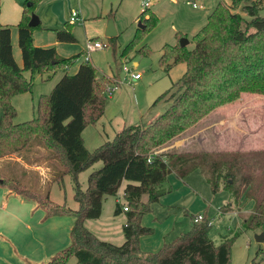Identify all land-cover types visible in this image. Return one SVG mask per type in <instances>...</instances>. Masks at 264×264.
I'll return each instance as SVG.
<instances>
[{"label":"trees","instance_id":"1","mask_svg":"<svg viewBox=\"0 0 264 264\" xmlns=\"http://www.w3.org/2000/svg\"><path fill=\"white\" fill-rule=\"evenodd\" d=\"M41 1L26 0L21 20L16 25L22 67L13 58L11 28L0 27V109L3 112L0 170L14 157L30 166L44 164L50 180L62 181L65 176L70 177L77 204L76 210L56 204L49 199L48 193L31 191L21 181L0 172V186L43 210L44 219L74 218L69 245L47 262L36 264H68L72 258L75 262L71 264H228L230 248L238 234L223 237L220 245L215 246L208 237L212 219L206 212L189 215L190 230L165 243L156 253L143 252L139 247V238L153 233V229L141 225V219L152 211L153 204L171 192L167 186L169 175L183 180L199 171L213 193L220 189L217 181L223 179L221 188L230 194L231 200L220 209L221 214L235 210L242 228L255 233L264 225V184L256 187V177L251 173V167L258 160L241 152L214 156L201 150L157 151L195 128L218 108L237 101L242 94L264 95V16H260L264 0H231V6L218 2L205 25L193 36L192 50L180 47L179 43L163 45L159 64L165 72L176 65H185L179 81L180 94L146 127H123L112 140L93 151L85 147L82 131L103 115L109 101L104 92L111 81L97 77L89 61H82L74 74L65 73L51 93L40 98L37 117L13 123L16 111L11 100L31 92L35 73L69 70L82 56L63 58L55 48L34 46L32 33L41 26L31 28L28 22ZM136 21L139 25L130 48L157 25L158 17L146 8ZM71 27L68 22L64 31H55L57 42L75 43ZM149 52L147 46L138 51L141 55ZM24 72L31 73L29 80ZM172 87L159 99L167 96L172 99ZM37 148L42 151L41 156ZM96 163L102 165L89 174L87 187L82 190L79 174ZM124 182L123 203L116 202L114 208L115 216L125 215L124 242L115 245L98 239L84 223L100 217L104 198L116 197ZM242 200L253 202L248 217L241 214ZM198 216H201L200 221H196Z\"/></svg>","mask_w":264,"mask_h":264},{"label":"rangeland","instance_id":"2","mask_svg":"<svg viewBox=\"0 0 264 264\" xmlns=\"http://www.w3.org/2000/svg\"><path fill=\"white\" fill-rule=\"evenodd\" d=\"M142 1L115 0L114 15L112 16L114 18L105 19V13L109 14V11L104 12V10L101 12V19H88L81 14L80 18L83 21L71 27V32L77 42L71 45L69 51L80 53L87 41L99 39L105 47L103 50L89 55L90 65L95 68L97 77H104L111 82L115 80L120 82L117 91L109 98V104L105 108L104 121L97 123L95 126H88L83 135L85 145L89 151H93L94 147H97L96 143L98 142L96 141L102 143V141L112 140L115 133L119 132L123 125L138 123V126L146 127L173 103L174 98L180 94L179 81L185 72V65H176L169 72H165L164 67L159 64L162 46L179 43L180 39L185 38L189 42L186 48L192 50L194 47L193 36L197 34L202 25H205L206 18L215 5L218 2L225 6L232 5L231 0H198L197 3L202 7L197 10L193 9L184 0H177L174 5L169 3L168 5H159L157 25L145 33L133 48H130L129 44L139 25L135 18L144 9L142 8ZM97 5H101L100 0L97 1ZM150 8L152 11L154 6L151 5ZM55 9H57V13L61 15L63 21L69 19L68 14L71 11L80 13V10L75 8L73 4L65 5L62 2L60 5L59 2L52 5L40 2L35 7L33 14L39 18L41 13L50 14ZM260 16H264V9L260 12ZM243 17L249 20L247 15L243 14ZM109 19L113 21L116 30V36L113 38L105 36ZM196 21L202 24H195ZM143 46L150 49L148 55L138 53ZM81 57L84 60V56ZM19 66H22L21 62ZM123 67H128L141 74V79L130 82L123 71ZM65 73L69 74L71 70L60 69L54 74L42 75L35 73L32 76L31 92L15 96L11 100L16 111L13 123H24L37 117V106L40 98L49 95L54 85ZM23 74L26 79L31 78L30 72H24ZM173 84H175L174 87H172ZM171 87L173 98L169 99L167 96L159 99ZM2 114V109H0V118ZM181 150L193 152L201 150L214 156L219 153L230 155L234 152L244 153L245 156L258 160L251 167L253 170L251 173L256 177L255 186L259 185L260 188L264 184V95L242 94L237 101L218 108L200 121L195 128L165 144L157 151L162 153ZM39 151L41 156L42 151L40 149ZM101 165V163H96L79 174L78 183L82 190L87 187L89 174L99 169ZM0 172L3 176L21 181L31 191L43 195L50 194V199L57 204L65 203L67 207L74 209L77 207L73 200V182L70 177L65 176L63 182L50 180L46 175L44 164L39 167L30 166L28 162L25 163L18 157H14L13 161L6 162L1 166ZM183 180L186 188H189V190L186 189L189 191L187 196L183 197L185 187L181 186L178 192L174 190L175 193L171 195L174 198L173 203L178 201L173 204V207L163 210L160 205L155 204L153 205V212L145 215L143 223H155L156 226L154 225V227L158 228V230L154 228L153 238L160 239L162 232L168 233L166 236V242L168 243L179 234L188 232L191 225L189 215L203 209L212 219L208 237L215 246L220 245L223 237L228 236L231 238L238 234L230 248V261L228 264H264V241L261 243L255 241L256 234L264 233V225L255 233L242 228L235 210L221 214L220 209L224 207L223 205L227 203L228 199L231 200L230 194L221 188L223 179L217 181L220 189L216 193L212 192L205 176L199 171L192 172ZM120 194L121 189H119L117 198L123 203ZM113 201L114 197L104 198V210L101 217V222L105 223L102 225L103 227L111 223ZM246 203L248 204L244 200L240 203V206L244 204L240 209L244 217H248L251 212L245 206ZM124 219L125 217H121V224ZM153 219H156L155 222ZM0 222L3 228H8V220L1 211ZM22 225L26 226L24 221H22ZM2 231L5 230L2 229ZM119 239L117 234L107 238L106 241L121 245L124 242L123 237H121V241ZM5 262L9 263L7 260ZM74 262L75 259L72 258L68 264Z\"/></svg>","mask_w":264,"mask_h":264},{"label":"crops","instance_id":"3","mask_svg":"<svg viewBox=\"0 0 264 264\" xmlns=\"http://www.w3.org/2000/svg\"><path fill=\"white\" fill-rule=\"evenodd\" d=\"M97 1H99V0H62V1L42 0L41 3H49L52 5H55V4H58L60 2V5H61L62 2H64L65 5L73 4L75 6V8H78L80 10V16L82 14V16H84V18H88V19H95V18L101 19L102 18L101 12L103 10H104V12L109 11V14L105 13V19L106 18H114L112 16L114 15L113 6H114L115 0H100L101 5H97ZM25 3H26V0H0V27L1 26H8L11 28L10 40H11V46H12V54H13V58H14V60L18 66H19L20 62L22 64V58H21L20 49L18 47V35H17L16 25L21 20L22 10H23V6ZM168 3L170 5H174L177 3V0H149V6L150 7H151V5H152V7L154 6V9L152 10V12L155 13L156 15L158 13L159 5H163V4L168 5ZM150 10H151V8H150ZM195 10H197V9H195ZM140 13H141V11H140ZM68 15L70 16V12ZM136 18H135V20H136ZM68 20L63 21L61 15H59L57 13V9H55V11L51 12L50 14H47V13L42 14L41 13L39 15V21H40L41 29L34 30L32 33L34 46L40 47V48H55L57 54L63 58H69V57L77 55V54H82V56H84L85 47H84V49H81L80 53H78V52L72 53L71 51H69L71 45H73L77 42V40L74 37L72 32L71 33L75 39V43H71V44L60 43V42H57V40H56L55 31H64L66 29V26L68 25ZM205 23H206V21H205ZM195 24H202V23H199V21H196ZM73 25H72V27H73ZM196 26H200V25H196ZM203 26L204 25H202L199 28V30ZM92 40H94V39H92ZM92 40H89V41H92ZM98 41H99V39H98ZM177 43L169 44V45L173 46V45H176ZM81 58H79L75 62V64L69 69V70H71V73H69V74H74L77 71L79 64L82 61H85V60H82ZM19 67H22V66H19ZM140 79H141V77H140ZM139 80H137V81H139ZM108 104H109V102H108ZM108 104H107V106H108ZM107 106H106V108H107ZM105 111H104L103 115L99 118V120L95 124H91L88 126H95L97 123L104 121ZM134 125H139V124L137 123ZM126 126H132V125H123V127H126ZM87 127H85V129L82 131L83 141H84L83 135H84ZM96 142H98L96 144H97V147H99L101 144L105 143L106 141H102V143H99L100 141H96ZM84 145H85V141H84ZM94 146H96V145H94ZM85 147H86V145H85ZM97 147H94V150ZM167 180H168L167 186L171 188V192L162 196L159 199V201L157 203H155V204L160 205L163 210H165L166 208L173 207V204L178 202V201H174V203H173L174 198H172L171 195L173 193H175L174 190H176V192H178L180 187L183 186V187H185V191L183 192V197L187 196L189 193V191H187V190H189V188L188 189L186 188L184 180L177 179L173 174L169 175L167 177ZM62 182H63V180H62ZM125 185H126V183L124 182L122 184V186L120 187V189H121L120 195H122ZM49 199H50V194H49ZM228 201H229V199H228ZM228 201L226 204H228L230 202V201L229 202ZM116 202H120L119 198H117V196L114 197V201H113L114 206H113V212H112L113 216L111 218L110 224H108L104 227L102 226L103 224H105L104 222H101V217H102L103 210H104V207H103L104 202L102 205V212H101L100 217L97 220H86L84 223V226L90 232H92L98 239H100L101 241L108 242V241H106L107 238H110L112 235L115 236L117 234L119 235L120 241L122 240L121 237H123V240H124V236L122 233V227L125 223V219L123 220L122 224H121L120 220H121V217L124 218L125 215L124 216H123V214H120L118 216L114 215V208H115ZM54 203H56V202H54ZM62 204H65V203H62ZM155 204H153V205H155ZM153 205H152V211L151 212H153V210H154ZM225 205H223V206H225ZM245 206H247V209L250 212L252 210V207H253V202L250 201ZM70 209L76 210L77 207L75 209L74 208H70ZM0 211L8 220V222H7L8 228H3L1 226V222H0V238H1L0 239V264L45 263L50 258L53 257L54 253L56 254L59 250L66 247L70 243L69 233H70V229L74 223L73 217L56 216V217H50L48 219H44L45 214H44L43 210L37 208L33 203L21 199L20 197L11 193L9 190H7L6 188H4L2 186H0ZM201 212H203V209L202 210L200 209L198 212H195V214H198ZM195 214H193V215H195ZM234 214H235V212H234ZM144 218H145V215L141 219V225L143 227H146V228L152 227L151 229H153V233H152V235L141 236L139 238V247L143 252L156 253L163 247V245L165 243H167L166 242V238H167L166 236L168 235V233L162 232L160 235V239L153 238V236H154L153 234H155V230L156 229L158 230V228L154 227V225L156 226L155 223H150V224L143 223ZM21 220L25 222L26 226L22 225ZM154 220H156V219H153V221ZM238 220L240 221L239 218H238ZM91 223H93V224H91ZM115 226H116V228L114 229ZM154 228H155V230H154ZM2 229H4L5 231H2ZM189 230H190V226H189ZM105 234H107V235H105ZM181 234H183V233H181ZM181 234H179V235H181ZM106 236H110V237H106ZM176 237H178V236H176ZM176 237H174L173 239H175ZM5 260H7L9 263L5 262Z\"/></svg>","mask_w":264,"mask_h":264},{"label":"built area","instance_id":"4","mask_svg":"<svg viewBox=\"0 0 264 264\" xmlns=\"http://www.w3.org/2000/svg\"><path fill=\"white\" fill-rule=\"evenodd\" d=\"M188 5H190L193 9H200L202 6L197 3L198 0H184ZM142 8L146 9L149 8V0H143L142 1ZM68 22L73 25L76 23H81L82 20L80 18V13L78 11H71ZM105 46L98 40L95 41H87L85 44L84 49V60L89 61V55L93 52L103 50ZM123 71L126 74L127 78L130 82H135L140 79L141 75L138 73H135L132 69L128 67H123ZM120 82L113 81L105 88V95L107 98H111L114 93L117 91L118 86ZM124 211H126V208H123ZM201 216L197 217L196 221H200Z\"/></svg>","mask_w":264,"mask_h":264},{"label":"water","instance_id":"5","mask_svg":"<svg viewBox=\"0 0 264 264\" xmlns=\"http://www.w3.org/2000/svg\"><path fill=\"white\" fill-rule=\"evenodd\" d=\"M40 24L39 18L36 15H32L30 17V20L28 22V26L31 28H35ZM116 35V30L114 28L113 21L111 19L108 20L107 25H106V31H105V36L108 38H113ZM188 40L185 38L180 39L179 41V46L180 47H186L188 46ZM255 241L257 243H261L264 241V233L256 234L255 235Z\"/></svg>","mask_w":264,"mask_h":264}]
</instances>
